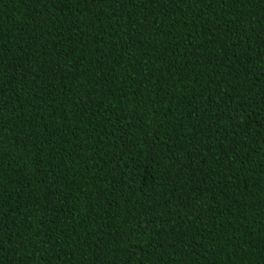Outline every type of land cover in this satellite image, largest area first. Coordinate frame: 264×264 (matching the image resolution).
Masks as SVG:
<instances>
[{"label": "trees", "instance_id": "16d2710c", "mask_svg": "<svg viewBox=\"0 0 264 264\" xmlns=\"http://www.w3.org/2000/svg\"><path fill=\"white\" fill-rule=\"evenodd\" d=\"M0 264H264V0H0Z\"/></svg>", "mask_w": 264, "mask_h": 264}]
</instances>
